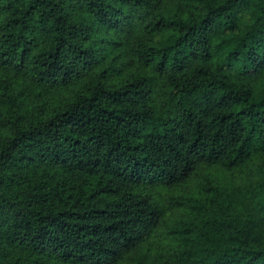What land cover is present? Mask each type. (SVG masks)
<instances>
[{
  "label": "trees",
  "instance_id": "obj_1",
  "mask_svg": "<svg viewBox=\"0 0 264 264\" xmlns=\"http://www.w3.org/2000/svg\"><path fill=\"white\" fill-rule=\"evenodd\" d=\"M0 264H264V0H0Z\"/></svg>",
  "mask_w": 264,
  "mask_h": 264
}]
</instances>
